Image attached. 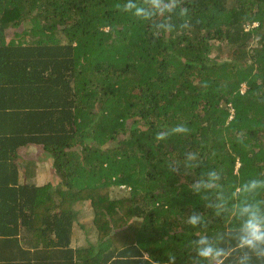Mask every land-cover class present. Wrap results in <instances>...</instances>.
Returning <instances> with one entry per match:
<instances>
[{
    "label": "trees",
    "instance_id": "obj_1",
    "mask_svg": "<svg viewBox=\"0 0 264 264\" xmlns=\"http://www.w3.org/2000/svg\"><path fill=\"white\" fill-rule=\"evenodd\" d=\"M123 2L0 0V264H189L192 211L209 235L237 220L188 185L215 169L236 203L264 177V0H181L188 16L159 37ZM178 124L190 131L156 139ZM32 148L51 160L43 185ZM188 151L200 166L173 175Z\"/></svg>",
    "mask_w": 264,
    "mask_h": 264
},
{
    "label": "clouds",
    "instance_id": "obj_2",
    "mask_svg": "<svg viewBox=\"0 0 264 264\" xmlns=\"http://www.w3.org/2000/svg\"><path fill=\"white\" fill-rule=\"evenodd\" d=\"M130 14L138 21L147 23L154 36L168 35L176 29L171 15L177 12L180 17L188 16V9L181 6V0H124L115 6ZM185 20L180 28H188ZM190 130L184 124H178L156 135L158 141L166 140L170 135H185ZM240 142L243 143V140ZM184 164L171 161L168 169L173 175L186 177L190 170L200 166L198 154L185 153ZM222 175L215 169L207 170L201 178L193 180L189 190L204 201V207L216 215L234 214L237 223L227 235L216 233L209 235L205 215L192 211L186 223L199 231L190 241L191 255L189 264H264V177L250 178L238 185V200L230 203L223 194ZM225 240L231 241L226 245ZM166 264H176L175 254H170Z\"/></svg>",
    "mask_w": 264,
    "mask_h": 264
},
{
    "label": "rangeland",
    "instance_id": "obj_3",
    "mask_svg": "<svg viewBox=\"0 0 264 264\" xmlns=\"http://www.w3.org/2000/svg\"><path fill=\"white\" fill-rule=\"evenodd\" d=\"M14 33H15L14 30L12 31L10 30L9 36L10 37L13 36ZM242 90L244 91L245 88L243 87ZM26 157L28 158L26 159L25 163L29 165L31 174L37 177L36 180L38 183H40L41 181H44V179H46L47 177H51L53 175V172L51 170V165H50L51 160L48 159V157H46L41 151H39L36 148H32L31 151L26 150ZM32 162H35V163L32 164ZM115 194H117V196L118 195L120 196V193L118 191L115 192ZM86 222H89V221L86 220ZM81 239L83 240V236L81 237Z\"/></svg>",
    "mask_w": 264,
    "mask_h": 264
},
{
    "label": "crops",
    "instance_id": "obj_4",
    "mask_svg": "<svg viewBox=\"0 0 264 264\" xmlns=\"http://www.w3.org/2000/svg\"><path fill=\"white\" fill-rule=\"evenodd\" d=\"M36 178L37 177H35V175H34L33 178H32V180L30 179L31 181L30 180L29 181L32 182L33 184H36V185H43L44 183L49 182L51 180L50 177H47L46 179H44V181H41L40 183H38L37 180H36ZM26 181H28V179H25V178H22V177L19 178L20 184H26ZM29 181L27 183H30ZM55 181H57L56 178H55ZM14 200H15V197L13 195L12 196L10 195L9 198H8V202L9 203H11V202L13 203ZM12 218H14V217H12ZM84 220H88L89 221L88 223H90L91 222V217H89V215L88 216L85 215L84 216ZM10 222L11 221H9L7 223L8 230H9V227H10ZM22 230L24 232L23 226H21V230H19V232L21 233ZM3 231L4 230H0V234H2ZM9 232H10V230H9ZM78 235H80V234H78ZM77 236H76V238H77ZM19 238H21V237H19ZM91 242L93 243V245H96V243H97V239H96V237H95L94 234H92V235H90L88 237H86V236L83 235V240L81 239V236H79V238H77V239L73 238L72 243L70 244V246H71L72 249H78V250H80L82 248L87 247L88 244H90ZM50 248H54L53 245H50ZM51 260L56 262L57 261V258H54V259H51Z\"/></svg>",
    "mask_w": 264,
    "mask_h": 264
}]
</instances>
